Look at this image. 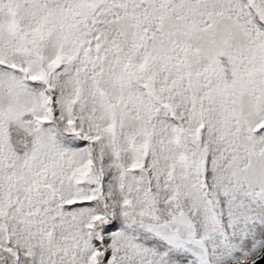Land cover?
Masks as SVG:
<instances>
[{
	"label": "snow or ice",
	"instance_id": "snow-or-ice-1",
	"mask_svg": "<svg viewBox=\"0 0 264 264\" xmlns=\"http://www.w3.org/2000/svg\"><path fill=\"white\" fill-rule=\"evenodd\" d=\"M0 264H264V0H0Z\"/></svg>",
	"mask_w": 264,
	"mask_h": 264
}]
</instances>
